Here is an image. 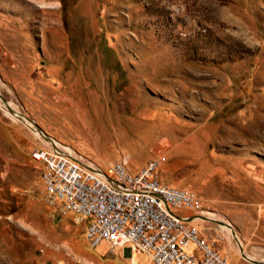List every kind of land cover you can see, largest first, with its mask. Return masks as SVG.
I'll use <instances>...</instances> for the list:
<instances>
[{
	"label": "rangeland",
	"instance_id": "rangeland-1",
	"mask_svg": "<svg viewBox=\"0 0 264 264\" xmlns=\"http://www.w3.org/2000/svg\"><path fill=\"white\" fill-rule=\"evenodd\" d=\"M0 95L103 168L157 159L239 237L208 217L209 245L264 263V0H0ZM38 136L0 107V264H153L46 204Z\"/></svg>",
	"mask_w": 264,
	"mask_h": 264
},
{
	"label": "built area",
	"instance_id": "built-area-1",
	"mask_svg": "<svg viewBox=\"0 0 264 264\" xmlns=\"http://www.w3.org/2000/svg\"><path fill=\"white\" fill-rule=\"evenodd\" d=\"M31 157L46 204L80 215L90 246H130L153 264H230L201 236L197 221L205 217L197 194L161 181L157 159L132 169L122 153L103 168L51 141L34 147Z\"/></svg>",
	"mask_w": 264,
	"mask_h": 264
},
{
	"label": "bare ground",
	"instance_id": "bare-ground-1",
	"mask_svg": "<svg viewBox=\"0 0 264 264\" xmlns=\"http://www.w3.org/2000/svg\"><path fill=\"white\" fill-rule=\"evenodd\" d=\"M0 107L2 108L3 112H5L6 114L10 113V114H12V115H14V116H17V117H18L19 119H21V120L26 119V120L28 121L29 125L32 126L33 129L36 130V131L41 135V136H38V137H40L39 140H41L42 142L46 143V142L51 141L52 143H55L56 145H60V146L64 147L66 150H68V151L71 152L72 154H74V155H76V156H78V157H81V156L77 155L76 152L74 153V151H73L71 148H69V147H67V146H65V145H63V144H59V143L55 142V140H53V137H51V136L49 137V136H47V134L45 135V133H44L43 131L40 130L41 128H38V127L34 124V122H33L32 120L27 119V118L24 116V114H22L21 112L17 111V110L15 109L16 107H15L13 104H10V103H7V102H4V101L0 98ZM8 107H10V109H9ZM129 158H130V157H129ZM203 212H204V211H203ZM203 212H202V213H203ZM202 216H204L205 219H204L203 217H202L201 219L198 218V221L211 220L210 218H213V220H218V222H219V224H220L222 230L226 233L227 236H230V239H231V240H232V239H235V240H237V241L239 240V237H238V235L236 234L234 228H233L232 225H231L229 222H227L225 219L218 217V215L215 214V213H211V214L208 216V217H210V218H208V217L205 216L204 214H203ZM197 226H198V228L200 227L198 222H197ZM101 244H103V243H101ZM101 244H99V245H101ZM99 245H97V246H99ZM97 246H96V247H97ZM135 254H138V252L134 253V255H135ZM241 254H242V256H243L244 258H246V259H248V260H251V261L254 262V263L261 264V261L252 258V256L248 255L247 253L242 252ZM133 259H134V257H133ZM262 264H264V263H262Z\"/></svg>",
	"mask_w": 264,
	"mask_h": 264
},
{
	"label": "water",
	"instance_id": "water-1",
	"mask_svg": "<svg viewBox=\"0 0 264 264\" xmlns=\"http://www.w3.org/2000/svg\"><path fill=\"white\" fill-rule=\"evenodd\" d=\"M0 97H1V99L4 101V102H6L5 100H4V98L0 95ZM9 109H10V107H8Z\"/></svg>",
	"mask_w": 264,
	"mask_h": 264
}]
</instances>
